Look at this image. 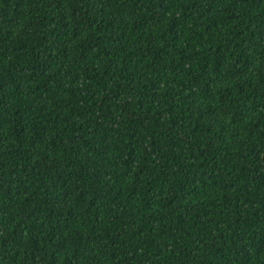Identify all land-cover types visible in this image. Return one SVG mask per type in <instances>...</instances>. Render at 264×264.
I'll return each instance as SVG.
<instances>
[{
    "label": "trees",
    "instance_id": "16d2710c",
    "mask_svg": "<svg viewBox=\"0 0 264 264\" xmlns=\"http://www.w3.org/2000/svg\"><path fill=\"white\" fill-rule=\"evenodd\" d=\"M0 264H264V0H0Z\"/></svg>",
    "mask_w": 264,
    "mask_h": 264
}]
</instances>
